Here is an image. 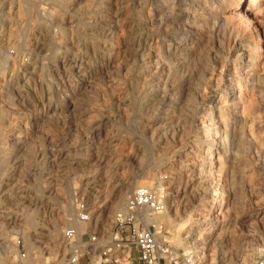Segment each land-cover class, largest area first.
Instances as JSON below:
<instances>
[{"label":"rangeland","instance_id":"1","mask_svg":"<svg viewBox=\"0 0 264 264\" xmlns=\"http://www.w3.org/2000/svg\"><path fill=\"white\" fill-rule=\"evenodd\" d=\"M145 3L149 0H59L55 6H50L49 0H0V168L4 165L0 185L7 186H1V200L7 202H1L0 211L9 212L3 218H10L8 230L36 223L31 233L39 250H33L30 264L59 263L62 257L69 260L62 243L67 225L56 241L47 236L63 200L71 198L74 210L80 198L88 201L91 210L105 209L104 226H94L92 215L89 229L103 240L114 213L125 204L108 213L114 200L106 202L105 198L115 195L124 182L140 179L151 182L152 188L161 189L166 196L175 195L172 201L179 211L170 213L172 228L160 220L165 225L160 242L170 243L189 260L187 264H254L258 247L264 244V0H244L239 8L224 2L220 19L228 37L219 60L201 84L197 82L205 56L202 52L198 55L197 49L194 52L199 58L194 59L186 88L189 98L199 95L200 103L186 135L174 140L170 133L177 121L164 114L166 102L145 98L137 78L141 68L130 51L129 44L144 30L141 15L147 13ZM199 17L197 20L203 16ZM185 18L171 25H190ZM113 22L125 32V61L133 63L127 73H117L115 51L107 63L108 45L116 50L118 42L125 40L108 34ZM200 45L203 48L205 43ZM216 46L215 41H209L206 52ZM167 48L164 43L162 50L169 52ZM249 56L253 62L245 82V71L238 68ZM29 62L32 66L24 69ZM229 69H234L230 71L232 82L240 81L238 113L245 125L243 151L235 160L228 139L233 119L225 113L221 116L226 112L221 91ZM209 88L216 93L209 95ZM62 97H67L65 103ZM211 102L218 107L217 118L207 127L204 113L216 111ZM188 108L181 114L191 115ZM163 128L169 131L166 138L164 131L158 134ZM197 150L198 155L194 153ZM190 161L209 162L204 167L208 199L187 188ZM221 193L224 204L212 208ZM207 202L210 211L201 212V204ZM31 210H35L34 216L28 217ZM209 217L213 227L187 237L194 226L201 225L200 220ZM17 238L21 239L19 234L9 235L14 245ZM49 248L57 252L54 260ZM20 251L26 254L23 244L17 247ZM17 252L10 261L16 263ZM92 256H81L75 264H100V259ZM128 257L122 264H140L134 248Z\"/></svg>","mask_w":264,"mask_h":264},{"label":"bare ground","instance_id":"2","mask_svg":"<svg viewBox=\"0 0 264 264\" xmlns=\"http://www.w3.org/2000/svg\"><path fill=\"white\" fill-rule=\"evenodd\" d=\"M58 1L59 0H49L50 6H55L58 3ZM225 1L226 0H215L214 2H212L210 0H149L148 4L145 3V4H147L146 6L148 8V9H146L147 13L144 12V14H146V15L143 17L142 16L143 14H142L141 17L143 20L142 25L144 26V30H147V33L144 32V30H143V33H141L138 38L133 39V42H131L129 44V46L131 49L130 51L134 55L133 61L135 63H138V65H140V68H141L140 74L138 75L137 78H139L140 89H141L143 95L145 96V98H147V100L149 102H161V101L166 102L168 108L165 110L164 114L166 116H169V119L171 121H173V120L177 121V126L170 133V140H174L176 138H182L184 135H186V130L191 125V123L193 122V119L195 118V111H196V109L200 103L199 95H196L195 97L190 96V98H189L188 94H187V88H186L187 81L190 79L191 75L193 74L192 73V69H193L192 66L195 63V61H194L195 57L199 58L197 56V54L199 55L201 52L205 56V64H204V66L201 65L202 69H201L199 76H198L199 79H198L197 83H199V84L203 83L205 75L208 72L209 68L212 65H214L215 61L219 60V58H220V55H221L220 51L222 50V48L225 44L224 40L226 39V36H227V33L224 30L225 24L223 22H221V19H220V11H221V8H223V6H224L223 4ZM228 1H230L231 4H233L234 8H239L244 3V0H228ZM215 6L217 8H215ZM198 10L201 12L197 13ZM183 14L186 16L184 22L188 23L190 25H186L185 27L184 26L183 27L182 26L175 27V26H173V24L171 25V23H174L178 19L180 21L181 18H184ZM189 15H191L193 18L190 19ZM198 16H201V17L203 16V17L201 20H197L196 17H198ZM201 17H199V18H201ZM116 24L114 23L113 26L108 28V32H109L108 34L110 36H116V37L122 36L125 38L126 36H125L124 30L121 28L122 26L119 27L120 25L117 26ZM228 33H231V32L229 31ZM102 34H104V33H102ZM232 34H233V32H232ZM211 40L216 42V44H217L216 49L213 50V49L209 48V50L206 52V50L208 49L206 47L209 44V41H211ZM148 41H150L152 43L149 46L147 45ZM123 42H126V38H125V40L121 39V41L118 42L116 50L113 48L114 46L111 43L108 45L110 54L108 53L109 57L107 59V63L110 60H112L111 54L113 51H115L117 54L115 57L116 61H117L116 62L117 63L116 68H117V73L119 71V74H121V72L127 73L128 69H129L128 68L129 65L133 64V63L128 64V61H125L126 44H124ZM202 42L205 43V46H203V48L201 47L203 44L200 45ZM164 43H167V47L169 48V49L168 48L167 49L169 50V52H164L162 50V45ZM240 47L244 48V45H239V48ZM121 48H123V49H121ZM200 48H202L201 51H200ZM196 49H197L198 53L195 56L194 52L196 51ZM77 53H78V51H77ZM7 57H8L7 59H9L10 56L7 55ZM115 58H114V60H115ZM200 58H201V56H200ZM248 58L249 59L246 62H243V65H240L238 68V70L241 69V71H245V72H243V73H245L244 77L242 76L245 82H246L247 78H250V77H248L249 72L251 71L249 68L253 62V60L250 56ZM133 61H131V62H133ZM31 62H33V60ZM31 62L26 64L24 66V69L32 66L33 63H31ZM63 65H64V63H63ZM130 67H131V65H130ZM132 68L133 67H131V69ZM251 68H252V66H251ZM195 69H197V68H195ZM232 70H234V69L227 70V78L225 77L226 86H225V89L223 91H221L222 93L225 94L224 99H225V105H226V109H225L226 112L222 111L221 116L225 113V116H226V114L231 115V118L233 119L232 131H231V133H230L231 135L228 139L230 142L229 143L230 155H231L232 159L235 160L240 156V154H242V151H243L244 139H245V131H244L243 127L245 125H244L243 119L241 118L242 115L238 113V111H239L238 107H239L240 101H242V94L240 92L241 86L239 84L240 81H238L237 84L232 82V73H230V71H232ZM99 72H101V71H98L97 73H99ZM122 74H124V73H122ZM94 75H96V72L92 73L91 77ZM251 75L252 74H250V76ZM125 80H126V78H125ZM123 84H125V83H123ZM198 85H197V92L199 91ZM189 89H190V86H189ZM215 93H216V90L211 89V88L208 89L209 95L212 96ZM238 93H239V95H238ZM236 94H237V96H236ZM66 101H67V97H62V103L63 102L65 103ZM187 105L189 107L188 109H190V107H191V112H193V113L191 115H182L181 111ZM210 106H211V108L212 107L215 108L216 111L215 112L209 111V112L204 113V116L205 115L207 116V118H208L207 121L209 122V125H207V127L211 126L212 122L217 118L216 114H215L218 111L217 105H214L213 102H211ZM183 112L184 111H182V113ZM242 112H244V108L242 109ZM171 121H168V122H170V124H171ZM161 131H164L163 135L166 138L169 131H167L166 128H163V129L159 130L158 134H160ZM154 134H152V136H154ZM213 135H216V131L213 133ZM161 137H163V136H161ZM225 137L227 138V135ZM118 147H119V145H118ZM227 148H228V146H227ZM198 151L199 150H197L194 153L196 155H198L199 154ZM123 160L126 161V159H123ZM189 163L192 164V167L188 168L189 179L187 182H185L186 184L188 183L187 188L189 189L190 187H192V189H194V191L199 192L201 197L206 198L210 194V189H209L208 184L206 182L207 176H206V173H205L206 171H205L204 167H205L206 163H209V162H204V161L202 162L201 161L198 163V162H191L190 161ZM3 167H4V165L0 169L3 170ZM179 167H181V166L179 165ZM8 182H10V181H8ZM1 186L3 187V189L5 187H7L6 184L5 185L1 184L0 185V192L3 191V190H1L2 189ZM137 186H146V187L150 186L151 187V186H153V184L151 182L144 181L142 179L137 180L134 183L132 181L131 182L130 181L124 182L123 184L120 185V187L118 188V191L115 195L112 194V196H110L109 198H107V199L105 198L106 202L111 200V199L114 200V202L111 205V209L108 211V213L110 211H113L114 209H116L118 206H120V204L122 202L126 203L128 196L131 194L132 190ZM187 188H186V190H187ZM169 194H170V196H169ZM169 194L166 196V200H165L166 201V210L160 215L149 217L150 223L153 221H154L153 223H156V221L158 222L160 220H163V221H165L166 224L169 225V227L171 224H173L172 223V221H173L172 215L177 214L179 211V208H178V205H176L175 201L174 200L172 201V199H174L173 197H175V195L173 196L171 193H169ZM8 195H10V191H9ZM171 195H172V197H171ZM2 196H3V194L0 196V204H1V202L6 201L5 199L1 200ZM70 199H69V202L68 201L66 202L63 200V202H61L59 204L60 214L58 213V214H56V216L54 215V217H52V224L48 230V235H47L48 238L52 241L53 240L56 241V238L59 237L62 228L65 227L66 225L70 224L69 220L74 215L73 214V212H75L74 205H72L70 203L71 202ZM207 199H208V197H207ZM216 203H217V206L212 205L211 207L216 208V207H220L221 205L224 204L222 193H221L220 198L215 200V204ZM104 206H105V204H104ZM2 210L3 211H0V264H16L14 262V259L10 261V256H14V254L17 252V247H18L17 245H14L11 243V241L9 239V235H11V234H19L20 235L21 244L19 247H21L23 244L24 250L26 251V258L23 261V264L25 261H26L25 263L30 264V262H32V255H34L33 250L38 249V247L36 246L35 236L31 233V230L34 228L36 223H34V222H31L30 224L22 223L20 225L19 229L15 230V227L13 226V227H11V230H8L6 223H8L10 218L8 217V218H6V220H4L5 219L4 217L8 216L9 212L8 213L5 212L4 209H2ZM34 211L31 210V212L29 214H27L28 217H33ZM200 211L201 212L210 211L208 202L206 204H201V210ZM90 212H91V217L93 215V219H94V223H95L94 226H97L99 223H101V226H104V224L102 222V217L104 216L105 209L103 210L102 207H99L98 209L91 210ZM171 212H173L172 215L170 214ZM199 223H201V225H199V227H198V225L194 226L193 229L189 232L190 236H187L188 238H193V234L196 233L197 230L198 231L207 230V229H210L211 227H213L211 217H209L208 219L200 220ZM203 225H206V226L209 225V226L206 228V227H203ZM175 226L173 225V227H174L173 234L174 235L177 231ZM180 227L181 226L179 225L178 228H180ZM170 228H172V227H170ZM159 240H160V238H159ZM49 249L51 250V248H49ZM54 250L52 249L50 251V255L52 254L53 260H54V258H56V254H57V252H55ZM63 250H65V249H63ZM63 261L69 262L68 259L62 257V259H60L59 263H57L58 260L56 263L54 260L52 264H60L61 262L63 263Z\"/></svg>","mask_w":264,"mask_h":264},{"label":"built area","instance_id":"3","mask_svg":"<svg viewBox=\"0 0 264 264\" xmlns=\"http://www.w3.org/2000/svg\"><path fill=\"white\" fill-rule=\"evenodd\" d=\"M166 194L161 189L135 187L126 203L116 211L105 239L101 240L89 229L92 226L91 208L88 201L80 198L75 204V215L62 232V241L71 264L81 256H95L100 264H122L127 261L130 248L137 252L140 264H187L189 260L180 255L167 241L159 238L165 231L162 221L153 223L149 217L166 210ZM20 246L21 239H16ZM16 264H23L26 254L17 252ZM92 256V257H93ZM254 264H264V244L257 250Z\"/></svg>","mask_w":264,"mask_h":264}]
</instances>
